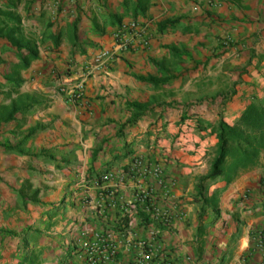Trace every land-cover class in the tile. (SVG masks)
Listing matches in <instances>:
<instances>
[{
    "label": "crops",
    "instance_id": "1",
    "mask_svg": "<svg viewBox=\"0 0 264 264\" xmlns=\"http://www.w3.org/2000/svg\"><path fill=\"white\" fill-rule=\"evenodd\" d=\"M1 12L19 14L25 43L18 53L6 46L2 64L0 211L13 252L50 245L51 264H65L80 237L113 231L125 260L116 202L95 209L85 200L102 195L97 174L119 173L141 156L175 183L176 207L162 230L170 264H264V151L230 182L209 183L218 213L201 215L195 187L210 168L214 124L247 105V68L264 75V0H0ZM129 20L146 27L147 42L115 52L67 100L61 88L112 48L113 32ZM134 190L126 180L117 194L128 199Z\"/></svg>",
    "mask_w": 264,
    "mask_h": 264
},
{
    "label": "built area",
    "instance_id": "2",
    "mask_svg": "<svg viewBox=\"0 0 264 264\" xmlns=\"http://www.w3.org/2000/svg\"><path fill=\"white\" fill-rule=\"evenodd\" d=\"M146 37V27L137 20L121 22L113 32L112 48H101L94 56V64L86 66L78 81L61 88L67 100L77 98L87 77L115 52L146 43ZM126 180L135 185V190L130 198L121 199L117 190ZM95 182L102 195L96 201L85 202L95 209H104L105 205L114 207L112 201L116 202L119 210L114 221L119 222V229L114 231L126 251L125 260L119 257L113 231H102L95 232L91 238L80 237L79 250L76 248L65 264H170L162 230L171 224L176 207L171 191L174 181L165 179L159 165H149L141 156H135L121 172L103 171L99 178L95 177ZM255 236L253 240L262 238L260 233ZM257 246L261 247L262 242H257Z\"/></svg>",
    "mask_w": 264,
    "mask_h": 264
},
{
    "label": "trees",
    "instance_id": "3",
    "mask_svg": "<svg viewBox=\"0 0 264 264\" xmlns=\"http://www.w3.org/2000/svg\"><path fill=\"white\" fill-rule=\"evenodd\" d=\"M16 21H19V18ZM7 36H11L10 31ZM34 51L35 49L32 50V56L36 55ZM216 146V155L208 172L198 178L195 186L196 196L198 195L202 203L201 215L209 208L218 213L213 192L207 196L209 183L213 179L220 177L230 182L239 171L258 164L259 156L264 151V107L249 105L242 111L233 126L220 121ZM101 173L95 177L99 178ZM114 228L119 229V222H115ZM259 233L262 235L263 231ZM255 235L257 236V233Z\"/></svg>",
    "mask_w": 264,
    "mask_h": 264
},
{
    "label": "rangeland",
    "instance_id": "4",
    "mask_svg": "<svg viewBox=\"0 0 264 264\" xmlns=\"http://www.w3.org/2000/svg\"><path fill=\"white\" fill-rule=\"evenodd\" d=\"M18 18H19L18 13H14V14L9 13L5 15L4 12H1L0 14V29L2 30L0 32V147H4L7 142L6 138L3 141L7 129L5 125L6 122L4 120V116L1 115L5 112L7 108L6 100L8 99L5 90L6 80H4V69L2 64L6 60V56L9 55L8 49H11L10 47H13L14 52L18 53L19 49L22 48V46L25 44L20 37V27H19L20 23L16 21V19ZM5 21H8L9 23L6 24ZM9 31L11 33V36L8 37L7 34ZM6 46L8 47V49ZM231 47L236 49L235 53L237 54L236 57H238L239 49L237 47V43H234L233 45H231ZM257 56H258L257 54L251 53L249 60L247 59V62L249 63L250 66H251L250 64L251 59L253 57L257 58ZM254 61H256V59ZM233 86L234 85H231L230 89H232ZM247 89H250L251 92V94L247 95L248 96L247 105L245 108H243L240 111V113L235 117V119H233V121L231 122H227L221 118L216 124H214V133L216 137V142L214 144L212 151L209 153L211 157V163L216 155V150H217L216 144H217V133H218L219 122L223 121L227 125L233 126L236 119L240 116L242 111L245 110L249 105L253 104L261 108L264 107V75H262L261 77L257 76V71H255V68H251V69L247 68ZM0 151L1 153L5 152L3 149H1ZM6 155L8 156L7 153ZM1 176L2 177L4 176V170H2ZM204 220H205L204 227L206 228L208 225H210V222L206 221L205 218ZM4 223H5L4 211H0V262H1L0 264H41V263L51 264L52 260L56 256H54L53 251H51L52 248L50 247V245L44 246L43 250L36 247L27 250V248L24 247L22 250H17V252H13L10 242L11 241L10 236L12 232L4 228ZM30 227L27 228V231L31 229ZM13 234L15 235L16 233ZM33 234L37 235L36 229L33 231ZM29 238L30 236L24 235L22 241L26 242V240H28Z\"/></svg>",
    "mask_w": 264,
    "mask_h": 264
}]
</instances>
